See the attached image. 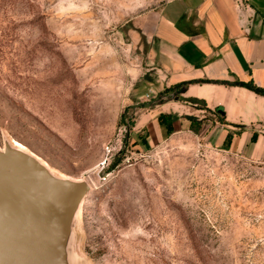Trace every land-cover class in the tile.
I'll return each mask as SVG.
<instances>
[{
    "label": "rangeland",
    "instance_id": "1",
    "mask_svg": "<svg viewBox=\"0 0 264 264\" xmlns=\"http://www.w3.org/2000/svg\"><path fill=\"white\" fill-rule=\"evenodd\" d=\"M168 1L0 0V148L92 176L78 264H264V164L216 142V119L137 127L138 44Z\"/></svg>",
    "mask_w": 264,
    "mask_h": 264
},
{
    "label": "crops",
    "instance_id": "2",
    "mask_svg": "<svg viewBox=\"0 0 264 264\" xmlns=\"http://www.w3.org/2000/svg\"><path fill=\"white\" fill-rule=\"evenodd\" d=\"M145 21L137 127L216 119V142L264 164V0H170Z\"/></svg>",
    "mask_w": 264,
    "mask_h": 264
},
{
    "label": "water",
    "instance_id": "3",
    "mask_svg": "<svg viewBox=\"0 0 264 264\" xmlns=\"http://www.w3.org/2000/svg\"><path fill=\"white\" fill-rule=\"evenodd\" d=\"M86 177L53 173L38 156L0 148V264H78L76 223L92 191Z\"/></svg>",
    "mask_w": 264,
    "mask_h": 264
},
{
    "label": "bare ground",
    "instance_id": "4",
    "mask_svg": "<svg viewBox=\"0 0 264 264\" xmlns=\"http://www.w3.org/2000/svg\"><path fill=\"white\" fill-rule=\"evenodd\" d=\"M11 142H12V144H14V145H16V146H20V147H22V148H25L23 145H21L20 143H18V142H16V141H14V140H11ZM26 150H28L27 148H25ZM40 159V158H39ZM41 161L47 166V167H49L50 168V170L53 172V173H56L55 171H53L52 170V168L48 165V164H46L42 159H41ZM57 174V173H56ZM84 177H86V179L89 181V183L91 184V186L93 187V185H94V180H92V176L91 177H89L87 174H85L84 175ZM97 181V180H96ZM95 181V182H96ZM96 184V183H95ZM82 208V207H81ZM80 213H81V210H80V212H79V216H80Z\"/></svg>",
    "mask_w": 264,
    "mask_h": 264
}]
</instances>
